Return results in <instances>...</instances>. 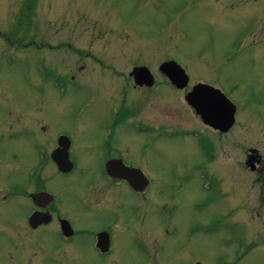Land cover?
Masks as SVG:
<instances>
[{
	"label": "rangeland",
	"instance_id": "rangeland-1",
	"mask_svg": "<svg viewBox=\"0 0 264 264\" xmlns=\"http://www.w3.org/2000/svg\"><path fill=\"white\" fill-rule=\"evenodd\" d=\"M24 3L27 6L24 0H0V198L12 180L27 181L29 168L37 163L34 144L42 138L43 122L48 133L70 135L79 170L64 178L47 166L45 172L53 173L48 190L61 197L66 216L78 215L73 226L96 225L100 219L81 209L87 189L82 185L85 178L104 185L94 177L95 156L89 149L100 142L99 125L120 98L121 81L98 60L87 57L77 63L74 48L124 74L133 63L155 68L171 60L187 73L189 86L199 82L224 93L237 108L241 128L223 135L218 145L210 134L216 161L209 169L223 177L224 185L207 189L197 185L203 156L188 139L154 137L146 144L126 125L116 130V147L125 160L141 167L153 183L145 200L130 199L124 190L111 195L113 206H121L113 210L122 219L115 231L114 257L122 264H147L131 247L136 233L153 237L162 264H264V199L243 165L251 145L264 159V48H251L247 36L264 16V0H35L28 10ZM260 37L264 39V25L252 38L257 42ZM42 65L74 76L80 86L71 85L57 95L42 85ZM161 93V101L145 105V120L159 119L166 128L201 126L183 101L176 103L184 92L176 96L167 81ZM234 138L241 144L236 149L230 142ZM164 203L174 209L172 222L164 223L175 225L172 237L157 235L163 224L155 208ZM24 209L25 204L15 200L0 203L2 256L13 254L9 240L21 228ZM207 223L208 231L188 235L189 227ZM41 242L59 252L50 235H43ZM73 247L62 250L95 264L86 247L76 253Z\"/></svg>",
	"mask_w": 264,
	"mask_h": 264
},
{
	"label": "flooded vegetation",
	"instance_id": "flooded-vegetation-1",
	"mask_svg": "<svg viewBox=\"0 0 264 264\" xmlns=\"http://www.w3.org/2000/svg\"><path fill=\"white\" fill-rule=\"evenodd\" d=\"M251 6L253 7V4ZM262 18L259 19L260 21L258 20L259 22H256L255 28L248 31L247 35L253 41L250 43V47L260 50L264 48V39L260 37L261 39L255 42L252 37L262 30V26L264 25V19ZM98 34L101 35L102 32H98ZM74 50L77 55L75 56V58L77 57L75 60L77 63L80 59L87 57L92 58L94 61L98 60L101 65L100 67L110 69L109 72L121 81L117 92V94H120V98L116 100V105H114L115 107L110 111V114L106 115L105 121L99 125V129H101L100 142L89 149L90 153L95 156L94 177L102 180L104 185L96 186L91 179L87 178L84 179L85 182L82 185L83 189H87L83 203L80 205L81 209L84 212H92L90 216L93 218L98 217L100 221L96 225L90 226L89 229L76 228L73 226L72 219H77L78 215L71 213L70 216H66L61 197L48 190V183L51 180L50 178L53 177V173L47 174L45 172L47 166L50 165L52 169L54 168V173H58L60 177L64 178L75 175L79 170L77 159L72 152L73 142L70 135L64 131L48 133L45 124L39 122L42 138L34 144L36 165L29 168L26 182L12 180L8 192L0 198V203L15 200L16 202L25 204V209L20 214L21 228L20 230L15 229V237L9 240V242L13 243V254H9L8 256L0 254V264H91L89 259L82 255H70L69 251L62 250L64 246L73 245V252L75 253L82 249L81 246L86 247L95 259V264H122L120 259L118 260L114 257L115 231L120 226L122 220L115 209H121V206L114 207L113 201L109 199L113 193L124 190L130 199L133 198L136 201L145 200V196L151 188L153 181L143 172L141 167L126 161L123 153L116 147L117 137L115 135L116 130L120 126L126 125L132 134L139 136L141 139L145 138L146 140L143 139V141L146 144L152 143L154 137L158 140L163 138L188 139L198 148V152L203 156V163H205V167L200 169V181L197 182L198 187L199 184H202V189L203 187L207 189L210 184L220 188L224 185L223 177H218L214 171L209 169L216 161L212 156L216 145L213 143V138L210 134L215 135L218 145L223 135H227L233 128H241V123L236 118L237 108L235 105L234 121L231 128L227 132H220L205 124L185 100L186 95L192 92L199 82H195L189 86V78L187 86L183 89H178L159 71L162 62L155 68L150 66L151 69L146 64L133 63L127 74H124L117 72L115 65L111 63L105 64L91 53H83L80 49L75 48ZM51 67L44 65L47 75L46 80H42L43 86H49L48 88H52L57 95H64L67 88L71 85L80 86V80H75L74 76L66 75ZM81 67L84 66L81 65ZM140 67H145L149 71L152 77L150 85L146 82L137 83L134 79L132 71ZM152 72H156L159 77L162 76L165 79L162 80L159 77L156 79L155 74L153 75ZM49 73H53L52 76L58 78L56 82L50 80ZM167 81L174 88L176 96L180 92H184L183 100L177 96L175 100H180H177L176 103L180 102L182 104L183 101L192 110L191 115L198 117L201 126L197 125L180 129L166 128L159 119L158 121L154 120V122L149 121V119L145 120L144 115H142L145 105L149 104L150 100H154L155 102L162 100L164 94L161 93V90L165 88ZM223 95L227 98L224 93ZM235 139L230 140V142L233 144L232 147L236 149L241 144H239L240 142L237 143ZM204 147H208L209 154L204 152ZM254 147L252 145L248 147L243 165L252 175V184H259L260 198L264 199V196L262 197L264 194V159L261 158L257 150L253 149ZM56 150H61L66 154L68 161L72 165L70 171L61 172L58 169L52 158V153ZM240 166L242 167V165ZM129 169L138 171H133L130 175H126ZM173 196L174 194L169 199L173 200L175 197ZM76 197H78L77 194ZM113 207L115 208L114 210ZM171 207L172 205L170 206L167 203L156 205L155 213L157 220L163 224V228L160 229L157 235L159 233H162V236L165 237L175 235V225H164L169 220L172 222L174 209ZM133 210H137L135 204L131 207V211ZM158 226L161 227L159 223ZM12 227H14L13 224L10 225V228ZM209 228V223L191 226L187 229V233L188 235H193L194 232L204 233ZM47 234L55 242L56 248L59 251L57 254H55L56 252L52 250L51 246L46 248L42 244L41 238ZM152 238L149 236L147 239H144L135 233L131 238V247L137 254L142 256L147 264H162L164 261L160 260L157 255V252L159 254L160 251L159 246ZM20 248L22 255H19Z\"/></svg>",
	"mask_w": 264,
	"mask_h": 264
},
{
	"label": "water",
	"instance_id": "water-1",
	"mask_svg": "<svg viewBox=\"0 0 264 264\" xmlns=\"http://www.w3.org/2000/svg\"><path fill=\"white\" fill-rule=\"evenodd\" d=\"M159 71L178 89H183L188 84V75L175 61L162 62ZM132 75L137 83L151 84L152 77L145 67L134 69ZM148 80H150L149 83ZM185 100L201 116L203 122L213 129L224 133L231 128L234 121L235 106L218 89L199 83L192 92L186 95ZM52 158L61 172L71 170L72 165L63 151H54ZM133 171L138 170L129 169L126 175H130Z\"/></svg>",
	"mask_w": 264,
	"mask_h": 264
},
{
	"label": "trees",
	"instance_id": "trees-1",
	"mask_svg": "<svg viewBox=\"0 0 264 264\" xmlns=\"http://www.w3.org/2000/svg\"><path fill=\"white\" fill-rule=\"evenodd\" d=\"M24 2L27 3V6H26L25 3H24V6H25V9L28 10V8H29V7L31 8L32 4L35 3V0H24ZM30 8H29V9H30ZM38 71L42 74V80H46L47 72L44 70V65H42V67H40ZM52 74H53V73H49L50 80H53L54 82H56L58 78H57V77H53ZM203 150H204V152H205L206 154H209L208 147H204Z\"/></svg>",
	"mask_w": 264,
	"mask_h": 264
},
{
	"label": "bare ground",
	"instance_id": "bare-ground-1",
	"mask_svg": "<svg viewBox=\"0 0 264 264\" xmlns=\"http://www.w3.org/2000/svg\"><path fill=\"white\" fill-rule=\"evenodd\" d=\"M197 114V113H196ZM199 116V118L202 120V118H201V116L200 115H198ZM208 125V124H207ZM210 126V125H209Z\"/></svg>",
	"mask_w": 264,
	"mask_h": 264
}]
</instances>
